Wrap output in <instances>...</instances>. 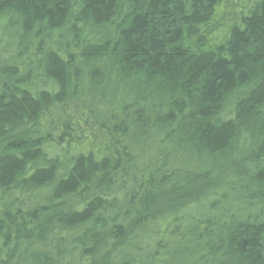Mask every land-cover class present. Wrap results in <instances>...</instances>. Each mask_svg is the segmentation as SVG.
<instances>
[{
	"label": "trees",
	"instance_id": "obj_1",
	"mask_svg": "<svg viewBox=\"0 0 264 264\" xmlns=\"http://www.w3.org/2000/svg\"><path fill=\"white\" fill-rule=\"evenodd\" d=\"M0 264H264V0H0Z\"/></svg>",
	"mask_w": 264,
	"mask_h": 264
}]
</instances>
